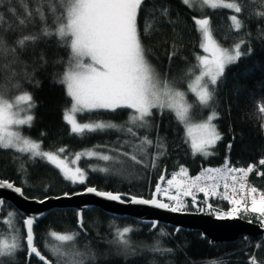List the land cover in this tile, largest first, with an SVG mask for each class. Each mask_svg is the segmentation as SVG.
<instances>
[{"label": "snow or ice", "instance_id": "obj_1", "mask_svg": "<svg viewBox=\"0 0 264 264\" xmlns=\"http://www.w3.org/2000/svg\"><path fill=\"white\" fill-rule=\"evenodd\" d=\"M18 2L24 9L23 15L18 14L15 6H8L5 10L17 16V21L6 28L0 24V60H7L0 67L10 70L4 81H0V149L27 155L28 160H45L58 168L65 180L73 184L85 183L87 171L80 167H69L67 158L61 159L60 153L65 152L64 147L58 152L44 151L41 142L24 136L21 131V126H32L35 119L33 109L36 107L32 93L21 90L22 81L38 87L40 81L35 79V74L49 63L44 52L39 54V63L34 59L29 64L23 57L38 42L55 39L59 47L67 52L66 60L61 58L53 61L55 65L63 66V71L54 73L53 78L56 83L65 87L66 96L70 98V106L64 108L62 115L70 129L69 134L82 139L114 130L130 137L118 139L116 144L119 147L105 146L107 153L111 154L96 148L77 152L72 164L83 157L95 158L110 164L91 166L92 172L117 175L122 168L114 170V166L122 165L121 157H125L144 168L149 165L155 168L157 161L166 153L168 144L167 138L159 135V126L151 123L154 110L161 116L171 114L177 124L183 126V141L190 143L193 155L208 157L213 154L210 149L223 139L214 122L219 118V112L214 107L217 89L223 82L227 69L237 65L246 55H251V48L247 53L241 51L245 43L243 40L230 48L224 47L214 35L210 17L193 16L195 30L200 36L199 48L204 54H196V63L187 69L185 75L190 80L184 90L177 87L175 81L169 80L166 74L162 77L156 71L149 59L151 50L143 44L145 36L154 29L159 30V22L169 25L176 23L170 19L169 8H153L150 13L152 18L141 29L138 21L147 0H35L33 5L24 4V0ZM2 3L3 0H0V4ZM45 3L50 14L47 16L43 7ZM182 3L190 9L200 7L233 10L235 14L228 17L231 29L239 32L244 27L243 21L236 15L243 11L239 0H182ZM157 13L159 17L156 16ZM256 15L264 17V12H257ZM4 18V11H0V22ZM38 23V30L30 31L36 29ZM9 32L18 35L9 41ZM175 55V51L169 53L170 62ZM13 90L19 94L12 96ZM189 95L192 96L191 100ZM208 109L211 111L204 117L203 112ZM258 109L260 113H264V103H259ZM121 110L128 111V118L122 123L80 119L86 115ZM152 131L157 133L155 140L150 138ZM141 132L144 134L140 135ZM124 147H129L131 151H122ZM151 148L156 149L154 154L149 152ZM259 165H264V159L259 161ZM254 168L256 165L253 164L246 168L233 167L226 158L223 166L205 168L200 174L190 176L188 170L181 166L178 172H174L166 180V187H162L161 183L156 184L152 199L133 196L131 202L179 212L185 209V197H191L192 204L198 205L197 193H203L208 210L215 211L218 218H235L242 212H251L257 214L261 227H264V191L258 190L248 181ZM18 171L26 169L21 165ZM257 175L264 173L257 171ZM160 181H165L164 175L160 176ZM0 189L23 195L22 187H16L6 180H0ZM173 189L174 195L171 194ZM86 191L109 201L124 202L120 193L99 191L95 187H88ZM158 194H163L174 204L157 199ZM215 197L231 205L227 212L212 208L208 198ZM6 203L10 204L6 198L0 197V216H3V206ZM12 207L15 209L14 205ZM197 210L203 212L205 209L197 207ZM7 215L26 214L15 209ZM40 215L42 214L26 215L22 226L13 229L10 237L0 236V264H3L5 258L14 261L17 252L24 251L25 248L29 259L35 257L43 264H97V253L89 244H85L83 249L77 245L76 241L81 235L79 231L58 233L50 230V237L58 243L48 245L45 242L46 251L55 257V261L48 260L35 243L34 226ZM7 223L6 220H0V224ZM110 227L115 229V238L110 243L118 246L125 258L134 256L136 252L130 238L135 231L133 226L121 228L113 223ZM152 227L156 228L157 224L153 223ZM25 232L26 235L22 234ZM159 235L163 237L168 234L161 229ZM146 248L160 255L173 251L162 247L159 239ZM248 264H258L255 256L249 258Z\"/></svg>", "mask_w": 264, "mask_h": 264}, {"label": "trees", "instance_id": "obj_2", "mask_svg": "<svg viewBox=\"0 0 264 264\" xmlns=\"http://www.w3.org/2000/svg\"><path fill=\"white\" fill-rule=\"evenodd\" d=\"M243 11L238 17L243 21L244 27L239 31L231 29V22L228 17L230 11L227 9L210 10L204 8L202 12L182 3V0H147L139 17L141 29L146 26L152 17L150 13L153 8L161 6L170 9V19L175 20L174 25L166 22H159L158 28L143 38V44L151 54L149 59L156 71L163 77L165 74L176 86L186 89L190 77L185 73L188 68L196 63L195 55L204 54L199 48L200 36L196 32L193 16H208L211 19V26L216 39L224 46L231 47L243 40L245 43L241 51L248 52L251 48V55H246L237 65L227 69L223 82L217 89L216 102L214 107L219 112V118L214 122L223 139L219 141L210 151L213 153L208 157L201 154L193 155L190 145L183 141V126L178 125L171 114L161 116L154 110L151 123L159 126V135L167 138L168 149L157 161V166L144 168L136 165L129 158L121 157L123 164L114 166V170L122 171L120 174H101L92 172L91 166L108 165L110 162L98 161L95 158L83 157L76 164H72L77 152L96 148V150L107 153V148L119 147L116 144L118 139L124 140L130 137L123 133L109 130L105 133L92 134L84 138L70 135V129L62 119L63 110L70 106V98L66 96L65 87L56 83L53 74L62 72L63 66L55 65L53 61L67 59L65 49L59 47L57 41L52 39L38 42L23 57L29 64L38 57L41 52L46 54L49 63L40 68L35 79L39 80V86L22 81V89L30 91L34 97L36 107L33 109L35 119L31 127L21 126L24 136L39 141L42 150L58 152L61 147L65 148L60 153L61 159H66L69 167H80L87 171L85 183L73 184L64 179L62 173L54 165L39 158L28 160L27 155L16 153L14 150L0 149V180L13 182L22 187L23 193L29 198L42 199L50 195L62 193H74L94 186L98 190L112 191L122 194V198L130 196L149 198L162 173L165 178H170L174 172H178L183 166L188 170L189 175H194L200 170L208 167L224 165L225 160L233 167H248L256 165L257 158L264 156V113L258 109L259 103H264V17H258L257 12H264V0H239ZM35 0H24V4L33 5ZM8 6H15L18 14L23 15V7L18 0H3L0 4V11H4L5 18L0 24L8 27L15 24L17 16L8 13L5 9ZM45 15H50L47 4L43 5ZM159 17V13L156 14ZM39 28V23L36 31ZM27 34V32H25ZM18 33L9 32V41L13 40ZM173 51L176 55L171 62L168 59L169 53ZM7 60H0V65L6 64ZM31 71V68H29ZM10 70L0 67V81H4ZM19 94L13 90L12 96ZM190 100L192 96L188 97ZM211 109L204 110L206 117ZM128 118V111L121 110L115 113H99L98 115L83 116L82 120H110L122 123ZM43 134V135H42ZM144 133L141 132L140 135ZM156 131H152L150 138L155 140ZM231 145V147H229ZM107 146V148L105 147ZM122 151H131L124 147ZM155 148L149 149L154 154ZM111 154V153H107ZM17 157H19L17 159ZM23 165L26 171H18ZM257 171L264 173V165H261L251 174V184L260 191H264V175H257ZM160 198L166 203H171L164 195ZM191 202V197H186ZM212 207L222 206L218 201L210 200ZM11 204L3 206V216L0 220H6L8 212H14ZM12 230L22 226V216L14 215ZM82 229L77 225V211L72 208L54 209L44 218L38 220L34 226L35 243L49 260L55 261V257L45 249V242L52 245L56 242L50 237V230L58 233H72L79 231L81 235L76 241L83 249L89 244L97 253V264H248L249 258L255 256L258 264H264V236L259 238L247 237L243 240L232 242L213 243L207 237H202L199 231L179 230L175 232L173 227L159 224L151 230V225L140 224L132 218L113 217L98 208H92L83 213ZM254 222L255 218H246ZM131 225L135 231L131 234V241L136 254L125 258L123 251L116 245L110 243L114 240V228ZM163 229L168 235L161 237L160 230ZM10 227L7 224H0V236H7ZM24 234V233H22ZM159 239L161 246L171 248L173 251L160 255L147 250ZM260 247H257V245ZM3 264H41L34 257H27L26 248L17 252L15 260L9 258L3 260Z\"/></svg>", "mask_w": 264, "mask_h": 264}, {"label": "water", "instance_id": "obj_3", "mask_svg": "<svg viewBox=\"0 0 264 264\" xmlns=\"http://www.w3.org/2000/svg\"><path fill=\"white\" fill-rule=\"evenodd\" d=\"M161 175L165 176L164 173ZM162 182L163 181H160L159 177L156 184H162ZM156 184L152 193L156 190ZM15 186L20 187L17 185ZM88 187L74 193L50 195L42 199L29 198L25 196L24 193L21 196L16 194L14 191L0 189V197L6 198L12 206H15V209H19L23 214H42L38 220L44 218L54 209H75L77 211V225L80 229H82L81 222L83 221V213L92 208H98L113 217H129L140 224L151 225V230L155 229L152 227L153 223H156L157 226L162 224L173 227L175 232L179 230H196L201 233L202 237H207L210 242L213 243L232 242L236 240H243L247 237L259 238L264 234L263 228L258 223L241 217L220 219L217 216L212 215L210 212L204 211L173 212L170 208H159L155 205L134 204L131 202V197L133 196H130L127 199L122 198L124 202L109 201L105 198L98 197L95 193H88L86 191ZM152 193L149 198H138L152 199ZM157 199L162 200L159 194L157 195ZM40 201H43V203H40ZM162 201L165 202L164 200ZM26 215H21V221L26 218ZM24 234L26 235V232ZM35 259L38 260L37 258ZM39 262L43 264V262Z\"/></svg>", "mask_w": 264, "mask_h": 264}, {"label": "built area", "instance_id": "obj_4", "mask_svg": "<svg viewBox=\"0 0 264 264\" xmlns=\"http://www.w3.org/2000/svg\"><path fill=\"white\" fill-rule=\"evenodd\" d=\"M261 159H264V156H259L258 158H257V164H256V168H254V170H253V172H255L261 165H259V161L261 160ZM221 166H223V165H220V166H215V167H208V168H217V167H221ZM205 169V168H204ZM203 170V169H202ZM202 170H200L199 172H197L196 174H194V175H190V176H196V175H198V174H200L201 172H202ZM252 172V173H253ZM252 173H250L249 174V178H248V181H249V183L251 184V180H250V178H251V174ZM171 178V177H170ZM168 178H165V181H163L162 182V184H161V186L162 187H166L167 185H166V180H167ZM252 185V184H251ZM253 186V185H252ZM222 190V189H221ZM171 194H175V189H173L172 190V193ZM159 195H163V194H159ZM185 199V209L183 210V211H193V212H196V211H198L197 210V207H200V208H204L205 210H204V212H210L209 210H208V208H207V206H206V204L204 203V200H205V198H204V196H203V193H197V200H198V205H193L192 204V202H188V200L186 199V197L184 198ZM210 200H214V201H218V202H220V203H222V204H226V207H223V205L222 206H217V207H212L214 210H220L221 212H227L228 210H229V208L231 207V205L227 202V201H224V200H222V199H220V198H218V197H215V198H208V203H209V201ZM170 204H174V202L173 201H171V203ZM212 215H214V216H217L216 215V213H215V211H211L210 212ZM238 217H241V218H244V219H246V218H255V221H256V223H258L259 225H260V222H259V220H258V218H257V214H254V213H251V212H248V213H241ZM248 220H250V219H248ZM252 221V220H251ZM254 222V221H253ZM261 226V225H260ZM263 228V230H264V227H262Z\"/></svg>", "mask_w": 264, "mask_h": 264}, {"label": "rangeland", "instance_id": "obj_5", "mask_svg": "<svg viewBox=\"0 0 264 264\" xmlns=\"http://www.w3.org/2000/svg\"><path fill=\"white\" fill-rule=\"evenodd\" d=\"M192 9H194L195 11H197V12H202L203 11V9H201L200 7H194V8H192ZM227 10H229V9H227ZM230 11V15H232V14H235L234 12H233V10H229ZM237 15V14H236ZM198 17H203V16H199V15H197ZM187 85H188V83H187ZM186 89H187V87H186ZM186 89H184V90H186ZM190 100V99H189ZM189 145H190V143H189ZM6 221H8V223H7V226H9L10 227V231L8 232V234H7V236H5V237H10V235H11V232H12V223H14L13 221H14V219H13V216H6Z\"/></svg>", "mask_w": 264, "mask_h": 264}, {"label": "bare ground", "instance_id": "obj_6", "mask_svg": "<svg viewBox=\"0 0 264 264\" xmlns=\"http://www.w3.org/2000/svg\"><path fill=\"white\" fill-rule=\"evenodd\" d=\"M262 236H264V234Z\"/></svg>", "mask_w": 264, "mask_h": 264}]
</instances>
